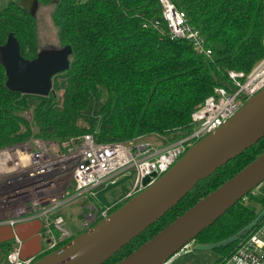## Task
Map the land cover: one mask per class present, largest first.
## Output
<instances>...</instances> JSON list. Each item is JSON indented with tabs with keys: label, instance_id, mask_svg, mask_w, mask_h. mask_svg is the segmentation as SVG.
Instances as JSON below:
<instances>
[{
	"label": "trees",
	"instance_id": "1",
	"mask_svg": "<svg viewBox=\"0 0 264 264\" xmlns=\"http://www.w3.org/2000/svg\"><path fill=\"white\" fill-rule=\"evenodd\" d=\"M38 1L43 8L53 7L59 46L69 45L73 50L70 69L64 73V103L60 106L54 93L33 107L28 96L8 89L6 70L0 63V149L25 143L33 135L60 144L85 134H94L100 143L149 141L152 136L175 142L192 133L193 112L216 87L232 89L231 71L248 74L264 58V0H173L205 37L212 50L210 58L197 54L189 41L171 40L166 30L153 26L162 16L159 0ZM10 34L19 41L23 57L38 56L37 16L13 0L0 10V46ZM92 94L102 101L100 122L87 120L82 126L79 118ZM28 112L32 121L25 117ZM263 153L264 137L199 181L104 264L121 262ZM253 191L194 241L219 253V264L264 220V213H255L246 203L254 198ZM7 246L0 244V264H7L14 248Z\"/></svg>",
	"mask_w": 264,
	"mask_h": 264
},
{
	"label": "built area",
	"instance_id": "2",
	"mask_svg": "<svg viewBox=\"0 0 264 264\" xmlns=\"http://www.w3.org/2000/svg\"><path fill=\"white\" fill-rule=\"evenodd\" d=\"M159 3L162 16L153 26L166 30L171 40L189 41L197 54L210 58L212 50L186 12L179 10L173 0ZM229 78L232 89L216 87L193 112L192 133L172 143L157 145L142 138L126 143H100L94 134H85L60 144L33 135L25 143L0 149V221L7 214L14 216L9 220L12 227L41 219L48 227L49 250H57L73 237L62 215L65 208L80 202L88 206L89 191L114 183L130 170L135 181L127 200L154 184L192 146L222 127L264 89V58L250 73L231 71ZM25 117L33 120L31 112ZM147 177L151 181L145 187L143 181ZM89 208L82 222L85 230L110 216V208ZM18 245L9 252L7 264H34L37 257L23 258L20 241ZM189 250L190 245L182 252ZM220 264H264V220Z\"/></svg>",
	"mask_w": 264,
	"mask_h": 264
},
{
	"label": "water",
	"instance_id": "3",
	"mask_svg": "<svg viewBox=\"0 0 264 264\" xmlns=\"http://www.w3.org/2000/svg\"><path fill=\"white\" fill-rule=\"evenodd\" d=\"M20 5L31 16H37L38 0H22ZM72 54L69 45L46 47L35 59L29 60L22 56L19 41L10 34L6 44L0 46L6 86L25 96L48 98L54 94L53 78L70 69ZM263 137L264 89L222 127L192 146L154 184L148 186L151 178H145L143 185L148 186L145 190L34 264H104L169 212L199 181ZM263 182L264 153L117 264H167Z\"/></svg>",
	"mask_w": 264,
	"mask_h": 264
},
{
	"label": "rangeland",
	"instance_id": "4",
	"mask_svg": "<svg viewBox=\"0 0 264 264\" xmlns=\"http://www.w3.org/2000/svg\"><path fill=\"white\" fill-rule=\"evenodd\" d=\"M9 1L11 0H0V10L5 8L8 5ZM13 1L20 3L22 0ZM52 11L53 7L43 8L40 6V9L37 14V21L39 26V44L41 50L46 47L61 48L58 42V34L52 21ZM66 86V77L64 73L59 74L53 78V91L57 97V100L60 103V106L64 103V94L66 91ZM52 95L53 94H51V96ZM48 98L28 96V100L33 107L39 104L42 100ZM101 107L102 101H100L96 95L92 94L90 97L89 106L85 111L81 113V116L79 118V124L82 126H86L88 120L98 125L100 122L99 112ZM34 127L36 128L35 125L33 126V128ZM35 128L33 129L34 132H36L37 130ZM148 139L154 144L171 143L166 138L160 136H152ZM134 181V172L130 170L126 172V174L119 176L114 183L108 182L100 189L89 191L86 194L88 206H85L84 211L83 209H80L83 211L81 214H79L78 212L79 206L77 205V203L76 205H71L70 208L67 207L64 209L65 211H63L62 213L64 217H67L68 214L72 216L71 220L69 219V223L66 220V228L70 231H73V229L77 228L80 230V232H85L86 230L82 228V222L86 215L90 212L89 206L93 205L98 209L110 208L111 210L112 208L124 202V198L126 197V195L134 188ZM253 195V199L246 200L247 205L255 213L263 214L264 206L262 201H264V182L253 191ZM1 213L2 212H0V214ZM55 233L56 235H58L57 232ZM12 246L13 242L10 241L6 249H9ZM40 258H38L37 260H39ZM219 260L220 254L212 250L210 246H202L200 244L192 242L190 244L189 252H180L179 254L174 256L167 264H219Z\"/></svg>",
	"mask_w": 264,
	"mask_h": 264
},
{
	"label": "crops",
	"instance_id": "5",
	"mask_svg": "<svg viewBox=\"0 0 264 264\" xmlns=\"http://www.w3.org/2000/svg\"><path fill=\"white\" fill-rule=\"evenodd\" d=\"M131 192L132 190L126 195L124 201L127 200V197ZM72 205H76V203ZM77 205L79 206V209L77 208L79 210L78 212L81 214L85 210L86 205L84 202L77 203ZM70 207L71 205L68 208ZM80 209H83V211ZM67 217H65V220H67L69 223V219L71 220L72 216L68 214ZM12 219H14V216L12 214H7L5 216V220L0 221V244H9V242L12 241L15 247L18 245V241H20L23 258H29L33 256L40 258L52 252L49 250L48 246V227L41 219L28 220L13 227L9 222V220ZM81 233L83 232H80V230L77 228L71 231L73 237L79 236ZM14 235L15 238H13Z\"/></svg>",
	"mask_w": 264,
	"mask_h": 264
},
{
	"label": "flooded vegetation",
	"instance_id": "6",
	"mask_svg": "<svg viewBox=\"0 0 264 264\" xmlns=\"http://www.w3.org/2000/svg\"><path fill=\"white\" fill-rule=\"evenodd\" d=\"M38 259V258H37Z\"/></svg>",
	"mask_w": 264,
	"mask_h": 264
}]
</instances>
